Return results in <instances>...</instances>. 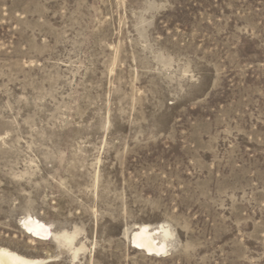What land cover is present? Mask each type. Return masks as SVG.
I'll return each mask as SVG.
<instances>
[{"label":"rangeland","instance_id":"obj_1","mask_svg":"<svg viewBox=\"0 0 264 264\" xmlns=\"http://www.w3.org/2000/svg\"><path fill=\"white\" fill-rule=\"evenodd\" d=\"M141 224L170 230L161 256ZM0 247L264 264V0H0Z\"/></svg>","mask_w":264,"mask_h":264},{"label":"bare ground","instance_id":"obj_2","mask_svg":"<svg viewBox=\"0 0 264 264\" xmlns=\"http://www.w3.org/2000/svg\"><path fill=\"white\" fill-rule=\"evenodd\" d=\"M21 226L27 234H30L37 241L56 240L62 244H73V236L55 233L50 224L35 216L29 215L23 218ZM170 235L171 232L168 227L151 228L150 225L141 224L136 230H133L129 239L131 246L136 250H142L147 255L161 256L168 248L167 239ZM47 261L49 260L29 258L7 247H0V264H43Z\"/></svg>","mask_w":264,"mask_h":264}]
</instances>
